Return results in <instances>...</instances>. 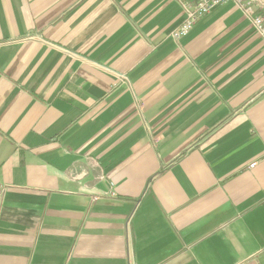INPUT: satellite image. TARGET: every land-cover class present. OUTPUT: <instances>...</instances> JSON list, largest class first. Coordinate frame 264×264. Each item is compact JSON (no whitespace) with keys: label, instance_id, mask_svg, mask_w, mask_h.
Masks as SVG:
<instances>
[{"label":"crops","instance_id":"1","mask_svg":"<svg viewBox=\"0 0 264 264\" xmlns=\"http://www.w3.org/2000/svg\"><path fill=\"white\" fill-rule=\"evenodd\" d=\"M183 18L0 0V264H264V41Z\"/></svg>","mask_w":264,"mask_h":264},{"label":"built area","instance_id":"2","mask_svg":"<svg viewBox=\"0 0 264 264\" xmlns=\"http://www.w3.org/2000/svg\"><path fill=\"white\" fill-rule=\"evenodd\" d=\"M179 3L184 18L180 25L171 31V37L178 41L186 36L194 25L215 8L232 4L250 22L255 33L264 41V0H175ZM252 163L250 166H254Z\"/></svg>","mask_w":264,"mask_h":264}]
</instances>
